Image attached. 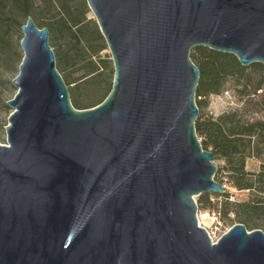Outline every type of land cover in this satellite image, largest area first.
<instances>
[{
	"label": "water",
	"instance_id": "95a60500",
	"mask_svg": "<svg viewBox=\"0 0 264 264\" xmlns=\"http://www.w3.org/2000/svg\"><path fill=\"white\" fill-rule=\"evenodd\" d=\"M112 87L76 109L49 31L21 25L0 143V264H264V233L216 242L194 196L222 193L195 133V46L264 65V0H86Z\"/></svg>",
	"mask_w": 264,
	"mask_h": 264
},
{
	"label": "trees",
	"instance_id": "16d2710c",
	"mask_svg": "<svg viewBox=\"0 0 264 264\" xmlns=\"http://www.w3.org/2000/svg\"><path fill=\"white\" fill-rule=\"evenodd\" d=\"M48 1L54 5L56 3L55 0ZM33 5V0H0V41L4 42L3 38L8 35L12 27L19 25L21 16L29 14ZM62 7L65 8V6ZM68 12L67 7L65 14L54 20V30L67 34V40L70 44L67 51L69 53L73 51L79 61H83L82 69L84 72L79 78L80 82L92 87L100 83L104 84V94L95 102L84 104L73 99L74 108L85 109L93 107L105 99L111 90L114 72L112 71V75L103 78L102 70L91 59L94 54L106 49L105 40L97 27L98 25L94 26V34L100 40V45L94 49L85 37L83 27L86 22L84 19L72 18ZM36 26L42 28L46 25L40 23ZM85 54L88 56L85 57ZM189 57L199 69V78L195 90L197 108L202 105L205 97L218 94L227 78L235 77L238 80L246 78L247 81L243 86V89H246L251 85L247 77V70L256 67L264 71V65L261 63L243 66L233 54L216 51L205 46L193 47ZM21 59V56L17 57L14 66L19 65ZM57 71L59 72L58 69ZM262 80L264 81V77ZM63 81L66 84L65 79ZM260 85L258 82L252 91L259 89ZM6 104L5 106H7ZM194 126L201 147L212 152L213 160L219 159L223 162V165L217 167V170L224 171L226 176L217 182L221 185L229 182L237 189L252 192L248 199L241 201L230 200L226 190L222 193H201L198 195L197 203L202 208L215 209L219 216L232 213L235 222L242 223L246 230L260 229L264 233V160L261 164V170L258 172H250L245 169L246 158L252 156V153L258 157L263 155L264 158V121H250L238 111H231L216 118L198 114ZM210 195L222 196L223 200L213 202Z\"/></svg>",
	"mask_w": 264,
	"mask_h": 264
},
{
	"label": "rangeland",
	"instance_id": "374dc122",
	"mask_svg": "<svg viewBox=\"0 0 264 264\" xmlns=\"http://www.w3.org/2000/svg\"><path fill=\"white\" fill-rule=\"evenodd\" d=\"M34 5L29 14L19 18V25L12 27L8 35L4 37V42L0 41V143L7 144L5 126L8 123V116L12 112V108L5 103L11 99L16 92V88L11 83V80L18 73V64L14 66L15 59L22 57L23 53L20 49V39L22 38L21 25L25 24L27 17H31L36 25L43 23L49 31L48 43L51 46L55 55V66L59 70L60 75L66 81L69 91L71 104L74 107L73 99L81 103L87 104L99 100L104 94V84L100 83L97 86H89L81 83L79 78L83 75V61L80 62L76 53L68 52L70 44L67 40L65 32L60 33L54 30L53 22L60 16L65 14V9L68 7L70 17H79L84 19L85 37L94 49L100 45V40L94 34V26H97L96 20L86 0H55V5L48 0H33ZM58 4V5H57ZM62 6H65L63 8ZM98 27V26H97ZM106 45V42H105ZM90 55V54H89ZM85 57L88 54L84 55ZM90 59V58H89ZM88 59V60H89ZM93 63L102 70L103 78L112 75L114 72L113 62L110 51L106 45L97 54L91 57ZM247 77L250 81V86L243 89L246 83V78L238 80L235 77H229L225 80L221 91L218 94H211L203 99L202 105L198 108V114L203 116H217L231 111H238L244 118L250 121H264V71L259 68H249ZM75 82H72L74 81ZM260 88L252 91V88L258 84ZM196 102V100H195ZM197 114V115H198ZM263 155L247 157L245 161V169L250 172H258L261 170L263 163ZM213 163L216 166L214 180L218 181L225 178V172L217 170V167L223 165L219 159H214ZM224 190L228 192L230 200L241 201L248 199L252 192L249 190H241L234 187L231 183L225 182L222 184ZM209 192H203L208 194ZM197 210L196 217L200 226L204 227L213 242H216L235 222L232 213L226 216H219L215 209L202 208L197 203L198 195L193 197ZM213 202H221L222 196L216 197L210 195Z\"/></svg>",
	"mask_w": 264,
	"mask_h": 264
},
{
	"label": "built area",
	"instance_id": "2783aa9c",
	"mask_svg": "<svg viewBox=\"0 0 264 264\" xmlns=\"http://www.w3.org/2000/svg\"><path fill=\"white\" fill-rule=\"evenodd\" d=\"M212 241V240H211ZM213 242V241H212Z\"/></svg>",
	"mask_w": 264,
	"mask_h": 264
}]
</instances>
